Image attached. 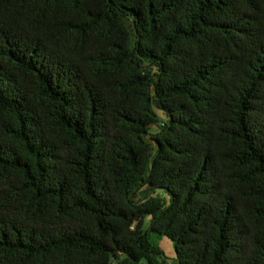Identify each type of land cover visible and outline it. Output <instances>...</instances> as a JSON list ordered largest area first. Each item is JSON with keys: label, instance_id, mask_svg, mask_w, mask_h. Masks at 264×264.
<instances>
[{"label": "trees", "instance_id": "obj_1", "mask_svg": "<svg viewBox=\"0 0 264 264\" xmlns=\"http://www.w3.org/2000/svg\"><path fill=\"white\" fill-rule=\"evenodd\" d=\"M0 264H264V0H0Z\"/></svg>", "mask_w": 264, "mask_h": 264}, {"label": "rangeland", "instance_id": "obj_2", "mask_svg": "<svg viewBox=\"0 0 264 264\" xmlns=\"http://www.w3.org/2000/svg\"><path fill=\"white\" fill-rule=\"evenodd\" d=\"M160 246L163 249L164 254L166 255V257L169 260H171V259H173L175 257L172 244L167 238H162L161 239ZM169 262H171V261H169Z\"/></svg>", "mask_w": 264, "mask_h": 264}]
</instances>
